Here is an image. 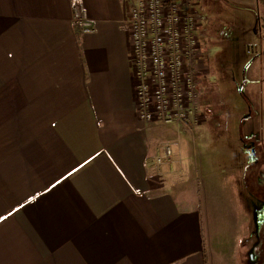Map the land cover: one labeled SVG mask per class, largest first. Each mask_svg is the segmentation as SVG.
Returning a JSON list of instances; mask_svg holds the SVG:
<instances>
[{"label":"crops","instance_id":"crops-1","mask_svg":"<svg viewBox=\"0 0 264 264\" xmlns=\"http://www.w3.org/2000/svg\"><path fill=\"white\" fill-rule=\"evenodd\" d=\"M74 2L92 31L74 23ZM126 15L125 0H0V264H216L214 250L229 254L195 185L200 119L137 117ZM254 113L241 124L246 186L264 170ZM261 213L256 199L245 264H264Z\"/></svg>","mask_w":264,"mask_h":264},{"label":"rangeland","instance_id":"rangeland-1","mask_svg":"<svg viewBox=\"0 0 264 264\" xmlns=\"http://www.w3.org/2000/svg\"><path fill=\"white\" fill-rule=\"evenodd\" d=\"M200 1L199 10L208 14L209 22L203 28L204 57L197 97L201 125L191 138L193 148L199 151L196 155L203 160V176L195 185L205 198L212 232L225 234L230 243L225 256L213 251L216 264H245L252 257L242 251L251 238V203L264 199V173L249 172L246 186L240 166L248 159L243 152L246 142L241 124L250 112L258 114L263 131L257 145L264 147V17L260 18L264 2ZM255 176L260 178L259 191L251 185L253 181L256 184ZM249 191L256 199L247 207Z\"/></svg>","mask_w":264,"mask_h":264},{"label":"built area","instance_id":"built-area-1","mask_svg":"<svg viewBox=\"0 0 264 264\" xmlns=\"http://www.w3.org/2000/svg\"><path fill=\"white\" fill-rule=\"evenodd\" d=\"M200 0H125L137 117L146 123L191 128L200 115V65L207 16ZM73 21L83 32L93 20L74 2ZM172 148H164L170 161ZM159 157V163L163 162Z\"/></svg>","mask_w":264,"mask_h":264},{"label":"flooded vegetation","instance_id":"flooded-vegetation-1","mask_svg":"<svg viewBox=\"0 0 264 264\" xmlns=\"http://www.w3.org/2000/svg\"><path fill=\"white\" fill-rule=\"evenodd\" d=\"M256 144H257V143H256ZM259 144L261 145V143H259ZM258 147H259V145H257V148L255 149V151H256V153H257L258 155H259V154L261 155V152H262V150H263L264 147H263V148H262V147H259V148H258ZM257 160H259V163H260V162L263 163V161H264V159H262V156L257 157ZM261 172L264 173V170L262 169V171H260V168H259V173H261ZM263 177H264V175H263ZM258 179H260V178L258 177ZM258 179H257V180H258ZM258 181H259V182H258V183H259L258 186L260 187V186H261V185H260V180H258ZM256 184H257V183H256ZM259 221H260V224L264 223V213H261V214H260V219H259Z\"/></svg>","mask_w":264,"mask_h":264}]
</instances>
